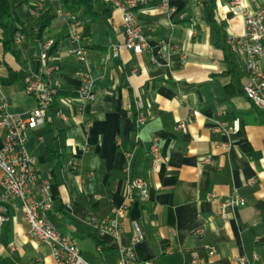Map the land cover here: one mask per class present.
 Returning <instances> with one entry per match:
<instances>
[{"label":"crops","instance_id":"obj_1","mask_svg":"<svg viewBox=\"0 0 264 264\" xmlns=\"http://www.w3.org/2000/svg\"><path fill=\"white\" fill-rule=\"evenodd\" d=\"M231 1L173 0V13L149 1L137 11L148 49L140 55L124 50L118 57L111 52L124 41L122 15L109 7L106 18L97 2L96 21L81 20L86 65L68 54L70 26L54 11L39 35V20L23 10L25 38L14 45L15 54L4 50L0 30V80L15 115L27 116L36 107L24 81L41 74V46L54 42L48 60L53 73L43 81L58 96L46 125L28 131L25 147L51 184L50 222L77 240L85 262L117 264L137 223L144 234L135 248L142 264H187L194 256L198 264H235L242 257L264 264V112L243 92L244 55L227 44L245 33L244 15L229 10ZM257 5L264 8V0H249L246 11ZM162 44L179 52H165ZM86 69L94 79L91 102L80 98L82 83L75 77ZM135 98L144 104L141 127ZM236 119L240 130L233 133ZM181 122L186 132L177 130ZM154 140L157 163L150 153ZM134 178L148 182L150 200L130 203L129 213L117 218ZM1 180L0 171V193ZM233 196L245 205L228 208L223 219L219 205ZM114 218L121 224L119 237L92 225ZM28 233L21 215L12 213L0 224V264H55L51 249Z\"/></svg>","mask_w":264,"mask_h":264},{"label":"built area","instance_id":"obj_2","mask_svg":"<svg viewBox=\"0 0 264 264\" xmlns=\"http://www.w3.org/2000/svg\"><path fill=\"white\" fill-rule=\"evenodd\" d=\"M57 0H31L26 6V12L31 19L40 20L49 6ZM112 9L120 11L124 27V41L121 45L113 46L111 56L118 57L124 50L135 55L142 54L149 47L148 38L143 33L142 26L137 17V11L153 0H102ZM159 3L160 9L165 13H173V0H154ZM249 0H232L229 10L237 15H244L245 33L239 37H231L227 44L234 54H243L246 61L248 81L243 87L245 96L253 103L254 107L264 112V8L257 5L255 11L248 12ZM54 15L63 18L70 26L68 40L70 48L68 54L78 62L87 64L88 50L83 42V24L78 15L65 10L61 5H56ZM24 35L18 32L15 36V44L20 45L24 41ZM54 46L53 41H45L41 46L40 60L42 64L41 74L31 75L24 81L25 91L36 101V107L27 115L11 114L8 103L3 94L0 80V171L2 172L0 193V224L8 223L11 214L21 215L29 225L28 236L38 245H45L52 251L55 264H89L81 257L78 242L72 236L58 231L50 222V213L53 210V197L51 184L38 173L34 160L26 150L28 131L44 127L48 121V114L58 96V89L44 83L43 77H50L53 69L48 66L49 53ZM162 49L168 53H178L177 47L162 44ZM185 59V58H184ZM137 73V70H133ZM82 87L79 96L84 101H94V79L90 72L78 70L75 72ZM134 107L137 112V126L146 123L143 113V102L135 98ZM60 117L65 118L64 115ZM177 130L186 132L187 125L179 123ZM240 130V120H234L231 131L237 133ZM150 153L155 162H159V140H154ZM74 169L76 164L72 163ZM215 196H211L213 199ZM147 203L150 200V187L143 178L131 179L128 186L127 203L117 210V218L126 216L130 210V203L134 201ZM245 201L238 196H233L227 202L219 205V213L226 218V210L237 206H244ZM117 218L105 221H94L93 227L101 234L119 237L122 228ZM201 234L202 231H197ZM144 239L141 227L135 223L131 245L119 249L117 264H142L135 251ZM13 248V245L10 246ZM171 253V251H169ZM257 259V255L253 256ZM245 257L236 260L235 264H247ZM187 264H198L197 256Z\"/></svg>","mask_w":264,"mask_h":264},{"label":"trees","instance_id":"obj_3","mask_svg":"<svg viewBox=\"0 0 264 264\" xmlns=\"http://www.w3.org/2000/svg\"><path fill=\"white\" fill-rule=\"evenodd\" d=\"M31 0H0V30L2 31V44L6 52L16 53L14 51L15 36L18 32L25 33V22L20 11L26 9ZM103 5V14L106 18L110 17L111 9L103 3L102 0H57L49 6L44 15L39 20V35L47 29L54 16L52 12L56 5H61L65 10L72 13L81 12L80 19L84 25L96 21L97 10L96 3ZM27 16H29L27 14ZM211 17V14H210ZM84 38V34H83Z\"/></svg>","mask_w":264,"mask_h":264},{"label":"rangeland","instance_id":"obj_4","mask_svg":"<svg viewBox=\"0 0 264 264\" xmlns=\"http://www.w3.org/2000/svg\"><path fill=\"white\" fill-rule=\"evenodd\" d=\"M23 11H20V14H21V17H23V13H22ZM25 16V15H24Z\"/></svg>","mask_w":264,"mask_h":264}]
</instances>
